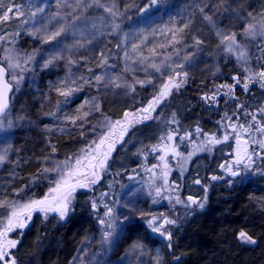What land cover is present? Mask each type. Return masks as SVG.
<instances>
[{"label":"rangeland","instance_id":"obj_1","mask_svg":"<svg viewBox=\"0 0 264 264\" xmlns=\"http://www.w3.org/2000/svg\"><path fill=\"white\" fill-rule=\"evenodd\" d=\"M122 1L102 0V2L108 5L115 3L116 11L120 14L115 18L100 8H89L83 13L77 10L75 14L80 15V19L75 21V26L69 29L66 40L68 45L80 41L83 46L72 47L71 51H64L63 59L55 61L48 68H44V61L52 54L56 41L44 43L41 39L30 35L31 22L25 25L21 23V20L28 19L31 10L37 5L45 8V13L42 15L47 18L50 13L56 11L55 0H2L4 6L13 3L21 5L22 11L26 15L21 19L13 18L7 23L0 24V35L5 36V40L0 41L1 54L5 58L9 54L7 50H12L13 54L17 55L21 61V67L14 69V71L17 75L23 76L18 90L15 87V81L12 82L14 87L12 102L10 103L9 110L0 118V150L3 148L9 149L8 158L3 164H0V200H4L5 198L12 201L28 200L26 196L17 195L19 192L17 189L19 187L18 184L21 176H23L19 163H22L23 167L28 166L30 170L42 171V168L53 169L61 163L64 164L67 158V161L75 168L77 167L75 161L69 160L68 157H65V154H76L81 149H85L84 144L89 141H92L91 144H94L96 149L101 135L109 131L106 120L110 119L102 115L100 111L92 110L91 114L81 121L80 142L65 147V151L62 152L59 158L50 156L49 152L43 149H38V152V147L35 145L37 140L34 138H27L25 143L19 142L23 134L21 132L17 134L16 129L39 128L41 123L42 127L40 129H48L49 123H53L58 117L61 119L64 111L61 112V106H57L56 103L51 104L52 97L50 96V92L51 94L58 95L55 86L59 85L60 82L67 81L71 83V79L75 78L77 84L80 85L83 82L81 77L89 79L91 81L89 83L92 89L91 92H93L90 95L87 93L76 97L72 95L69 107L73 106L77 110L81 105H85V110H87L92 109L93 104L99 107L100 101H103L106 109L114 113V115L119 116L118 120L123 121L124 113L132 111L135 104L139 101V95L135 90L136 86L146 88L151 95L153 92H156L155 96H157L163 84L168 82V76L165 73L172 72V69L168 68L167 65H172V68H175L176 63L184 64L183 71L187 72L186 77L195 80L207 81L217 76L218 67L215 57L217 53L224 52L219 47V38L216 36V31L223 30L228 34L234 31L237 34L238 41L244 42L249 40V38H245L243 35V25L246 23V19H248V12H252L257 19H261L264 16V0H180L174 3L171 0L170 2L167 0L166 2L165 0H157L162 1L164 5L170 6L169 8L162 9L160 13H165L167 10L172 11V6H174L176 9L175 13L186 16L189 23H192V26H194L196 33L192 32L193 35H189L188 37L179 36L177 33L179 43H175L172 41L173 33H171L174 30L165 29V26L169 25H166L167 23L163 25L159 22L157 14L145 12L144 15H139L136 19L131 20V12L128 10L129 5L133 8L136 7L133 3L138 2L141 4L143 2L146 4L148 0H132L130 3H127L129 4L128 7L125 6V3L122 6ZM66 3L75 5V0H66ZM60 11L61 15H64V20L60 21V23L71 24L72 17L66 13L72 11V9L64 8ZM238 13H242V17L238 16ZM205 16L211 18V23L205 20ZM37 19L39 20V17ZM114 23L119 25V28L115 31H113ZM39 26L37 24V27ZM58 26L59 24H57L56 20H51L49 24L50 28ZM198 30L208 31V36L197 34ZM109 37L118 38L116 46L122 54L121 59L124 71L118 70L110 64L108 59L110 58V48L106 43V39ZM144 37H147V39L140 45ZM25 38L28 39L26 44H24ZM63 39H65L64 36L58 38V40ZM195 39H200L203 43L196 46ZM133 43L140 45L135 51L132 49ZM60 47L64 48L65 45L61 44ZM102 52L107 60L106 65L99 64ZM33 53L35 54L34 59L28 64H24L23 60L26 59V54L31 55ZM186 56L189 59L185 60ZM69 59L74 61L71 65L68 64ZM152 64L161 65L162 71L156 72L151 67ZM4 66H7L6 59ZM175 70L177 72L182 71L181 69ZM42 72L46 73L48 77L43 84H40L36 76H39V73ZM96 75L104 77V80L100 84H96L95 82L94 77ZM8 78L10 79V77ZM184 78L179 77V79L183 80ZM112 79H116V83L120 87L112 84L110 82ZM140 80L145 81L144 86L137 83ZM149 80L151 81L150 83L147 82ZM173 89L178 92L176 88H172L171 91ZM220 91L217 94L219 96ZM76 92H79V90ZM170 94L164 99H167ZM76 101L79 104L74 103ZM148 103L146 106H148ZM161 106L162 102L156 106L155 111L151 112L150 116L152 117L153 113L161 108ZM50 109H53L52 114L55 113L51 120L47 119ZM141 110H136L134 114L129 113L131 123L128 125L122 140L119 139V130H117L109 138V141L105 143H109L112 138H116L115 140L117 141L107 161V170L102 173L101 177L103 174H107V176L111 177V179L113 178L116 182V187H114L115 189L110 194L107 203L117 208V216L119 217V213H125L132 217L131 221L138 219L146 222L153 215L162 220L167 216L165 212L167 209H174L176 206H182L183 204H176L173 199L169 207H166L163 205V200H159L162 197H155L154 190L149 195L150 184H162V180L153 177V172L159 173L163 168V163L166 162L170 169L169 176L173 170V167L169 165L173 159V154L172 148L168 147L166 149L168 155L165 157V161L162 162L159 159V168L154 169L150 174H146V171L143 173V166L145 168L146 165L144 161L146 160L145 154L153 145L158 144L163 132L159 126L149 122L150 118L147 120L142 119V116L146 115V113H143ZM133 117L135 118L133 119ZM135 120L137 121L135 122ZM9 122H11V125H9ZM111 122L114 123L115 121ZM171 142L169 143L171 144ZM104 145L101 152L107 150ZM95 149L91 148L90 150L95 151ZM117 150H119V154L116 152ZM158 152L160 153L159 156L164 154V152ZM83 160L86 167L82 168L81 171H90L87 168V159ZM12 164L18 165L19 170ZM152 165H157V160ZM152 165L149 167L147 164V169H151ZM109 166L110 169L108 168ZM119 174L125 175V178L121 179L122 181L115 178ZM34 175L35 173H30L28 178ZM45 175L48 177L45 182L48 185V193L50 187L55 186L50 183L49 178H57L58 173L49 171ZM80 190L87 189L77 188L75 193ZM168 193H163V195H169ZM154 197L156 202H154ZM116 201H119V204H115ZM183 201L187 202V200ZM127 202H132L137 210L149 215L141 217L137 212H129L128 208L122 207ZM5 211L4 208H0V213H4ZM103 212L104 209L102 208L99 214L102 216ZM35 214L43 215L35 212L33 213V217ZM49 215L55 214L50 213ZM128 222L130 221H125L118 226L117 235L111 245L103 246L101 243V226L99 224L97 231L80 246L70 264H156L155 258L158 255L156 249L143 246L144 254L141 256L139 255V249L136 252L132 251V245L138 244L137 242H134L123 254L116 258L110 257L118 234ZM17 232H20V230L13 231L12 233ZM154 234L157 235V233ZM238 240L245 245H254L242 242L240 239ZM160 264H162L161 260Z\"/></svg>","mask_w":264,"mask_h":264},{"label":"trees","instance_id":"obj_2","mask_svg":"<svg viewBox=\"0 0 264 264\" xmlns=\"http://www.w3.org/2000/svg\"><path fill=\"white\" fill-rule=\"evenodd\" d=\"M131 1L123 0L122 6L125 3L128 7L127 3ZM167 1L170 2V0ZM171 1L174 3L180 0ZM136 3H133L136 7L132 8L131 5L128 7L131 20L145 14L141 9L148 5L150 0L146 4ZM167 7L170 6L157 1V4L149 7L147 12L157 14L158 21L163 25L167 23L166 25L169 26H165V29L174 31L183 29L182 32H178L179 36L188 37L193 35L192 32L196 33L194 26L189 23L186 16L175 13L174 6H172V11L167 10L165 13H160ZM185 24L188 26L184 27ZM197 34L208 36V31L198 30ZM27 40L25 38L24 44ZM106 41L110 48V58H108L110 64L124 71L122 54L116 46L118 38L109 37ZM243 43L247 46L248 66L253 71L259 70L264 66V52H261L258 45L264 46V37L249 39ZM1 49L0 64L4 66L5 58L1 54ZM215 62L218 67L217 76L207 81L185 77V82L178 92L173 89L170 96L162 100L161 108L149 119L151 124L161 128L163 134L169 130L178 129V132L174 133V140L171 144L175 145V151L179 155H172L173 159L169 165L173 167V170L168 176V181L170 184L178 185L179 188L178 192L168 194L175 197L177 193L182 200H187L188 196H192L203 201L204 186H207L204 208L193 206L189 209L178 205L174 209L165 211L166 217L176 220L174 225H166L167 230L172 233L171 249L168 247L169 241L159 234H154L145 221L135 219L126 223L116 238L111 258L123 254L134 242H137L144 247L156 249L162 264H264V174H261L264 172V160H257L253 165V170L242 172L240 176L234 178L229 177L220 168L221 164H227L235 157V135L228 128L229 121L224 118L230 117L233 123L247 126L255 124L252 121V115H255L257 121L264 126V88H261L258 81H254L249 84V91L245 92L241 85L236 84L233 77L238 76L243 81L247 73L237 63L235 56L217 53ZM47 77L48 75L43 72L36 76L40 84H43ZM222 84L235 85L234 92L225 95L224 93L228 90L219 89L221 90L220 96L217 95L214 102H206L202 99L206 95L216 93ZM80 85L82 87L79 92L73 93L74 97L84 93L90 95L93 92H91L90 84L84 83V80ZM135 90L139 95V101L129 112L131 114H134L136 110L146 108L151 96L153 98L156 95V92L151 95L146 88L139 86H136ZM50 96L52 97L51 104L56 103L57 106H61V112L64 111L61 119L58 117L56 121L49 123L48 129H40L41 123L39 128H19L16 131L17 134L19 132L23 134L19 142L25 143L27 138H34L37 140L35 144L38 147L37 151L43 149L48 151L50 156L59 158L65 151V147L80 142L82 120H77L73 124L66 119L67 116L76 113L73 106L69 107L72 97L69 98L68 103L61 104L59 102L63 101L64 97L51 94V92ZM100 102L99 111L102 115L111 121H117L120 118L109 112L103 101ZM74 103L79 104L77 101ZM237 105L242 107L238 110ZM52 110L50 109L47 114L49 120L53 119ZM173 116L178 123L169 124ZM197 127L201 129L200 134L196 133ZM187 133H191L190 139L186 138L181 141L180 136H185ZM212 133H215L222 142L211 146V151L198 150L204 140V134ZM226 134L229 138L224 141L223 137ZM251 137L264 139V136L256 132L255 127L251 129ZM114 139L112 138L110 142ZM91 142L84 144L85 149L78 152L73 151L77 152L76 154H65V157L75 161V158L83 156L84 152L91 148L95 149ZM249 150L261 151L259 145L252 144L251 141ZM116 152L119 154V150ZM189 153L192 155L190 159H186ZM159 155V152L153 153L150 149L146 152V160H144L146 165L145 168L143 166V173L146 171V174H150L151 172L146 170L147 164L150 167L156 163V160L158 165L156 169L159 168ZM82 163L84 164V160ZM19 164L23 175L17 188L19 192L23 189L19 195L26 196L28 199L43 198L48 190L44 168L42 171L39 169V171H33L28 166L23 167L22 163ZM12 165L18 169V165ZM63 165V163L59 164L60 167ZM108 168L110 169V166ZM30 173H35V175L28 178ZM213 175L224 178L213 181L211 179ZM116 176L115 178L120 181L125 178L122 174ZM196 179H200L201 184H195ZM229 181L232 182L229 183ZM115 184L113 178L103 174L99 182L93 186L92 191L80 190L74 194L72 210L65 220L61 221L56 214L49 215L47 219L43 215L35 214L22 234L20 232L10 233V238L18 241L17 247L12 249L17 264H70L80 246L98 229L99 223L92 211L91 201L99 199L102 193H108V196L104 198L105 202H108L110 194L116 187ZM159 200H163V205L166 207L171 204L167 199L159 198ZM241 231L246 232L256 243L254 245L241 243L237 238Z\"/></svg>","mask_w":264,"mask_h":264},{"label":"snow or ice","instance_id":"obj_3","mask_svg":"<svg viewBox=\"0 0 264 264\" xmlns=\"http://www.w3.org/2000/svg\"><path fill=\"white\" fill-rule=\"evenodd\" d=\"M157 0H150V3L146 5L142 12H147L148 8L152 5H156ZM56 11L50 13V15L46 18L42 14L45 13V8L37 5L33 10H31L30 17L28 19H22V24H29L31 22V28L29 29V34L35 36L37 39H41L44 43H50L52 41H56L54 45L52 54L44 61L43 67L48 68L53 65L55 61L63 59L64 51H71L72 47L83 45L80 41H76L72 45H68L66 40V35L69 32V29L75 26V21L80 19V15L75 14L77 10L80 13H83L85 10L89 8H100L103 9L104 12L111 15L113 18L117 17L119 14L116 11L115 3L108 5L102 0H75V5H70L66 3V0H55ZM71 8L72 11L67 12L68 16L72 17V23H60V21L64 20V15H61V9ZM25 12L22 11V6L18 4H10L8 6H4L2 4V0H0V24H4L12 20L13 18L21 19L25 17ZM242 13H238V16L242 17ZM248 19H246V23L243 25V35L245 38H249L251 40H255L257 37H264V16L261 19H257L252 12H248ZM39 17V20L37 19ZM205 20H208L211 23V18L208 16L204 17ZM51 20H56L58 27L50 28L49 24ZM37 24L40 26L37 27ZM188 25L185 24L184 27ZM215 27V25H213ZM119 25L113 24V31L117 30ZM163 31V30H161ZM183 29H177L173 31L172 41L175 43H179V38L177 33L182 32ZM42 33V35H40ZM19 35V33H17ZM75 35V33H73ZM64 36L65 39L58 40V38ZM216 36L219 38V47L227 56H235L237 63L243 68L244 72L247 75L244 77L243 81L238 76H234L233 80L237 85H241L245 92L249 91V84L258 81L261 88H264V66H262L259 70L253 71L252 68L248 66V52L247 46L237 39L236 32H232L228 34L223 30H217ZM147 37L141 40L140 45H142ZM5 36L0 35V41H4ZM203 42L200 39H195V45L199 46ZM64 44L65 47L61 48L60 45ZM140 45L133 43L132 49L137 50ZM261 52H264V46H260ZM8 55L5 57L7 61V66H0V115H3L10 107V95L9 93L13 90V81H15V87L17 90L19 89L20 81L23 80V76L17 75L14 71L16 68L21 67L20 58L17 55H14L12 50H7ZM35 54L28 55L26 54V59L23 60L24 64H28L34 59ZM189 59L188 56L185 57V60ZM74 61L69 59L68 64L71 65ZM107 60L104 53H101V58L99 61L100 65H106ZM151 67L156 72H161L162 68L159 64H152ZM168 68L172 69L171 73H165L168 76V82L164 83L160 89V92L157 96L153 97L151 101H149L148 106L143 108L141 111L146 113L147 115H143L142 119L147 120L151 118L150 113L154 112L156 106L159 105L162 100L170 94L172 88L179 89L183 84L184 80L179 79V77H186L187 72L183 71L185 65L182 63H176L175 68H172V65H167ZM175 69H181L182 71L177 72ZM90 71V70H89ZM10 77V79L8 78ZM84 80V83H91L89 79L81 77ZM96 84H100L104 77L101 75H96L94 77ZM118 79V78H116ZM116 79H112L110 82L114 84L116 87H120L118 83H116ZM150 83L151 81H147ZM141 86H144L145 81L140 80L137 81ZM82 86L78 85L75 78L71 79V83L67 81L60 82L59 85L55 86V90L58 95L64 97L63 101L59 103L64 104L68 103L69 98L79 90ZM235 85L222 84L219 86L216 93H212L210 95H206L202 97L206 102L216 100V96L219 92V89H227L228 91L224 94L234 92ZM134 90V89H133ZM87 103V102H86ZM242 106L237 105V109L239 110ZM92 110L99 111V107L96 104H93L92 109L85 110V105H81L80 108L76 110V113L70 116H67L66 119L70 120L73 124L76 123L77 120H83L88 117ZM52 115H55L53 113ZM130 114L128 112L124 113V120H117L114 123L110 120H106V125L109 128L107 133L101 135L99 143L96 145L95 151L89 150L84 152L83 157H76L75 168L69 162H65L63 167L57 166L56 168L49 169L44 168L43 171L45 173L49 171H54L58 173V177L55 179H50V183L54 184V187H50L49 192L45 194L43 198H30L27 201H12L7 198L4 200H0V208H4L6 211L4 213H0V264H17L15 256L12 252V249L17 247L18 241L16 239L10 238V233L16 230H20V234H22L23 229H25L29 223L32 221L33 213L39 212L43 214L44 218L47 219L50 213H54L59 216L61 221L65 220L68 216L69 212L72 210V202L74 199V193L77 188L87 189L88 191L93 190V186L99 182L101 179L102 173L107 170V161L111 155V152L114 148L116 140H112L108 143V148L106 151L101 152L100 148L106 142L109 141V138L115 134L117 130H119V139L122 140L124 133L127 131L128 125L131 123L129 120ZM135 117H133L134 119ZM229 121L228 128L232 130V133L235 135L236 149H235V158L231 162L227 164H221L220 168L226 172L228 176L237 177L240 176L242 172H246L248 170H253V165L256 164L257 160H264V139L252 138L251 137V129L255 127L256 132L260 133L261 136H264V126L261 125L259 121H257L256 116L252 115V121L255 122L254 125H237L231 121L230 117H225ZM238 119V117H237ZM178 123L174 116L173 119L169 121V124ZM11 125V122H9ZM227 131V130H226ZM178 132V129L169 130L166 134H162L160 137V141L158 144L153 145L150 149L151 152H164L163 155L158 158L164 162L165 157L168 155L166 149L168 147L172 148L173 155H179L175 151V145L170 144L169 142L174 140V133ZM196 133L200 134L201 129L199 127L196 128ZM243 136V138H242ZM191 133H187L185 136H180V140L190 139ZM228 135L226 134L223 137L224 141L228 140ZM258 144L261 151H250L249 143ZM222 140L218 138L215 133L212 134H204V140L199 145L198 150L200 151H211V146L221 143ZM163 145V147H161ZM8 148H3L0 150V164H3L5 160L8 158ZM53 151L55 148L53 147ZM84 151V150H82ZM192 153H189L186 159H190ZM72 158H69L71 160ZM83 159H87V168L89 170L81 171L82 168L86 166L82 163ZM158 165H152L151 169H146L147 171L153 172V169H156ZM170 169L166 162L163 163V168L159 173L153 172V177L156 179L162 180V184H150L149 195L152 194V191H155V197H162L163 199L175 200L176 204H183L185 208H192L196 206L198 208L203 209L205 206V202L207 199V186H204L205 197L203 201L193 198L192 196L187 197V202L183 201L179 195L173 197L172 195H163L166 192H178V185L170 184L168 181V173ZM261 174H264L262 172ZM48 178V177H45ZM222 176L213 175L211 179L213 181L218 179H223ZM131 179V177H130ZM232 181H229L231 183ZM195 184H201L200 179H196L194 181ZM23 189L20 190L22 192ZM19 195V192L17 193ZM108 196V193H102L99 199H93L91 201V208L93 213L96 216L98 223L101 226L102 232V246L103 245H111L113 239L117 235V228L119 225L123 224L125 221H131L132 217L125 214L119 213V217L117 216V208L114 205H109L105 202V197ZM154 197V202L156 199ZM115 204H119V201H116ZM104 209L103 215L99 214L100 208ZM122 207L128 208L129 212H137L139 216L143 217L149 215L143 211L137 210L134 207L132 202H127ZM159 221V222H158ZM148 228L151 229L153 233L159 234L165 240L169 241L168 247L171 249L172 244V233L168 231L165 226L166 225H174L176 223L175 219H170L168 217H164L160 220L157 216H151L150 219L146 221ZM238 239L242 242L246 243H256L252 237H250L246 232L241 231L239 233ZM139 251V255H143V246L140 244H133L132 251ZM156 264H160V258L157 255Z\"/></svg>","mask_w":264,"mask_h":264},{"label":"water","instance_id":"obj_4","mask_svg":"<svg viewBox=\"0 0 264 264\" xmlns=\"http://www.w3.org/2000/svg\"><path fill=\"white\" fill-rule=\"evenodd\" d=\"M0 66H3V65L0 64ZM4 67H5V66H4ZM13 92H14V87H13L12 92L9 93L10 97L12 96ZM10 103H11V99H10ZM9 108H10V107H9ZM7 111H8V110H7ZM7 111H6V112H7ZM6 112H5L3 115H0V118L3 117V116L6 114ZM115 139H116V138H115ZM115 139H114V140H115ZM109 143H110V142H109ZM104 147L107 149V148H108V143L105 144ZM102 148H103V145L101 146L100 151L102 150Z\"/></svg>","mask_w":264,"mask_h":264}]
</instances>
